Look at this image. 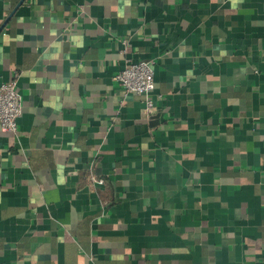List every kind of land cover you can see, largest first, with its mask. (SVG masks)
<instances>
[{
	"label": "crops",
	"instance_id": "1",
	"mask_svg": "<svg viewBox=\"0 0 264 264\" xmlns=\"http://www.w3.org/2000/svg\"><path fill=\"white\" fill-rule=\"evenodd\" d=\"M15 75L0 264H264V0H0Z\"/></svg>",
	"mask_w": 264,
	"mask_h": 264
},
{
	"label": "built area",
	"instance_id": "2",
	"mask_svg": "<svg viewBox=\"0 0 264 264\" xmlns=\"http://www.w3.org/2000/svg\"><path fill=\"white\" fill-rule=\"evenodd\" d=\"M155 61H133L123 67L115 76L126 93L145 96L144 111L147 116L155 113ZM23 113V98L17 88V78L0 84V126L11 133L19 131V118ZM103 185L104 178H95Z\"/></svg>",
	"mask_w": 264,
	"mask_h": 264
}]
</instances>
